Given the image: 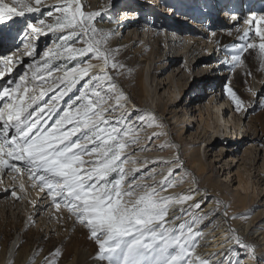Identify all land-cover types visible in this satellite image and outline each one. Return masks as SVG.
Instances as JSON below:
<instances>
[{"label":"snow or ice","instance_id":"1","mask_svg":"<svg viewBox=\"0 0 264 264\" xmlns=\"http://www.w3.org/2000/svg\"><path fill=\"white\" fill-rule=\"evenodd\" d=\"M40 5L41 0H14L12 6L0 0V22L21 17L25 10L29 13L39 11ZM56 11L61 15L56 17L54 25H45L44 20L38 21L40 26L27 25L31 34L24 44L25 49H29L31 40L45 30L66 33L60 37L61 44L54 51L44 53L42 64L29 65L33 69L32 80L47 83L45 76L51 77L54 71L59 72V66L50 68L53 60H77L91 53L89 60L94 59L99 63L78 62L59 78L61 83L68 85L59 93V98L62 99L79 81H84L83 91L76 97L81 103L74 108L69 105L68 110L51 126L45 116L40 115L45 112L47 104L33 109V105L45 95L42 83L34 84L33 94L29 96L27 84L21 91V82L25 81V76H21L15 87H5L0 91V99L7 97L10 101L0 107V172L5 169L15 173L27 172L33 188L46 191V196L57 210L63 206L76 222L87 229L90 238L98 245V258L106 260L108 264H210L195 254L193 241L199 233H193L191 227L185 230L184 225L178 228L167 226L178 219H168L170 206L185 203L192 196L162 195V192L175 186L168 181L161 186L128 179L131 171L138 169L125 171L124 165L129 163L127 157L122 159L125 150L139 143L136 137L141 127L162 125L156 124L154 115L148 113L135 118L140 122L139 126L125 118L128 116L125 111L128 97L118 88L109 71L123 68L115 58L118 49L107 46L114 33L111 30L105 32L94 25L93 21L101 13L85 12L82 0H67ZM232 18L237 19L235 16ZM254 21L256 17L252 16L243 23L251 26ZM256 22L258 25L264 24V15ZM250 30L244 29L238 38L242 42L231 46L230 60L224 61L230 64L231 69L244 64L242 57L249 50L258 51L260 66L264 68V27L255 28L259 43L248 38ZM81 35L87 38L76 42L84 43L85 47L75 48L68 43ZM34 51L32 47L28 55ZM11 63V57L0 58L2 66ZM93 69L98 71L91 74ZM8 71H11L10 67ZM37 73L40 75L37 76ZM247 74L251 75V72ZM2 75L3 72H0ZM36 88L41 89L39 95L35 94ZM225 91L236 109L241 110L243 101L233 89L226 87ZM52 99L56 100L57 97ZM53 111L54 108L49 109V112ZM117 112L121 115L113 119ZM48 119H51L50 115ZM156 135L153 133V136ZM12 160L22 162V165L10 163ZM175 162H178V158ZM152 171L154 169L146 174L145 179H155ZM114 173L115 177L112 176ZM172 175L170 168L168 176ZM20 191H25L23 183L20 184ZM10 195L17 200L22 199L15 190ZM194 207L198 209L200 204ZM236 243L255 256V247L243 243L238 237Z\"/></svg>","mask_w":264,"mask_h":264},{"label":"bare ground","instance_id":"2","mask_svg":"<svg viewBox=\"0 0 264 264\" xmlns=\"http://www.w3.org/2000/svg\"><path fill=\"white\" fill-rule=\"evenodd\" d=\"M7 1L14 3V0ZM154 2L158 3V1ZM82 3L85 12H90L92 8L97 9L96 12H98L99 8L103 6V0H82ZM218 4L220 5V2L216 4L214 0H208V4H206L207 13L211 19L218 12ZM259 9L264 10V3L259 6ZM251 10H253L252 7ZM138 11L136 6L132 4L120 12L124 18L119 20L121 22H119V27L105 26L108 31L111 30L114 33L108 42L109 48L118 49L119 53L120 50L125 51L126 54L131 53L138 60L135 66L137 86L134 87L137 88L136 90L127 86L129 89L131 88V91H128L120 79L114 77L113 72L109 69L118 88L128 97L125 102L127 103L125 111L128 116L125 118L139 126L140 122L136 121L135 118L138 115L148 113L154 115L156 124L162 125V127H147L146 125L141 127L139 135L136 137L139 143L125 150L122 159L127 157L129 160V163L124 165L125 171L138 169L131 171L128 179H135L141 184H160L161 186L165 181H168L175 186L162 192V195L192 196V199L185 203L170 206L168 219L173 220L175 217L178 219H174V223L167 226L178 228L179 225H184L185 230L191 227L193 233H199L200 238L194 239L193 243L196 245L195 254L200 258L208 260L210 264H256V256L264 253V218H262L264 211L254 217H252L254 214L245 216L243 214L249 206L264 195V186L262 187L260 184L262 182L258 179L261 175L257 176V172H255L254 176L253 170L248 166V163L254 166L260 156H258L256 148L249 147L246 148V155L241 160L239 159L240 155L236 152V146L244 145L245 137L241 138L243 134L238 133L240 126L236 124L233 117L227 118L232 105L228 96L222 93L218 97L213 95L203 107L194 106L193 103L184 105L180 101L190 79L187 78L189 71L186 67L178 66V61L183 57L187 61H191L196 51L194 47L191 50L189 47L180 48L178 45L180 40L177 35H174V31L168 32L169 25L167 22L157 20L153 24V28L148 27L145 18L139 17ZM165 11H168V8L162 13L166 14ZM262 15L264 13H249L246 14L244 20L255 16L256 21H258ZM233 16L237 18L235 13L223 14V17L228 18L222 24L225 23V26L229 28L237 27L239 21L234 20ZM124 19L127 20L122 22ZM191 20L189 21L191 25L200 26L199 23L196 24L195 20ZM256 21L251 26L246 24L244 26L251 28L250 38L259 43L258 37L255 36V28L256 26L264 27V24L258 25ZM212 25L214 26L213 22ZM0 27L7 29L11 28L12 25ZM29 35L26 34L21 42L23 55L20 62L33 58V56L28 55L30 48L25 49L24 47V44L29 40ZM213 36L214 33L204 30L199 37L189 35L183 37V40L188 41V45L194 43V46H199L200 42L206 44L209 57L212 54L213 46H215L211 40ZM162 44L165 51L160 50ZM98 63L99 61H95L94 64ZM221 65L220 62H217L215 66L219 73L222 72V67H225L224 64ZM97 71L98 69H93L91 74H95ZM193 82L194 80L191 81V83ZM200 82L201 79L195 76L196 87ZM60 104V100L56 105L52 103L46 112L49 113V109L54 108V111L50 113L51 115L62 110ZM120 115L121 113L117 112L113 119ZM45 119L48 121L47 118ZM209 129H212V135L208 133ZM227 130H230L231 141L230 135L224 141L221 139L222 135L227 136ZM153 133L157 135L153 136ZM234 137L237 139L236 144L232 141ZM201 145L205 146V150L201 148ZM219 145L222 147L219 148ZM142 149L147 150L143 151ZM224 152L231 153V157L229 159L228 155L224 157ZM177 158L178 162H175ZM262 158L264 160V155ZM163 161L169 163H162ZM11 162L17 166L22 165V162L19 161L12 160ZM213 164L215 169L212 171V168L211 172H208ZM170 168L173 171L172 176H168ZM153 169L151 175L155 179H145L146 174ZM257 169L258 174L261 170L264 171V161L262 166ZM5 170L8 171V169ZM14 173L10 171L8 174L12 178ZM221 173L223 180H218L216 175ZM203 180H205L206 186L200 183ZM30 181L25 183L22 179L21 183L25 185L23 192L20 189L15 190L17 185L15 181L13 184L7 181L6 185L3 184L4 188H0V214L4 215L6 208L13 212L24 209L26 213L25 226L27 227L26 232L21 231L18 234L9 249L0 253V264H43L42 257L38 259L29 257L30 248L25 244L27 231L36 227L46 230L53 228L59 232L61 231L60 219L68 223V216H70L71 222H76L66 208L62 206L57 210L52 205L51 200L46 196V191L41 192L31 186V191L35 193V196L30 197L28 194ZM13 190L22 199L17 200L13 196H8ZM38 194L41 196L39 201L37 200ZM9 197L10 199H8ZM28 198H31V204H28ZM197 203L200 204L198 209L194 207ZM224 210L227 215H225ZM230 215H235V219L231 220ZM235 225L240 226H237L238 230H236ZM78 226L81 227L79 223ZM240 236L242 237L240 238ZM244 236L247 240L252 241L253 247L256 249L254 257L245 248H243L245 251L238 250L240 246L236 243V238L242 239ZM261 256L259 264H264V255ZM70 264H75V262Z\"/></svg>","mask_w":264,"mask_h":264},{"label":"rangeland","instance_id":"3","mask_svg":"<svg viewBox=\"0 0 264 264\" xmlns=\"http://www.w3.org/2000/svg\"><path fill=\"white\" fill-rule=\"evenodd\" d=\"M154 1H158V3ZM214 1L216 4L217 2H220V5L218 4L219 9L216 16L211 19L207 13L206 4H208V0H103V6L99 8L98 11L101 15L97 16L93 23L97 28L103 29L105 32H108V29L105 27L106 25L117 28L121 23L119 20L124 18L120 12L133 4L139 10V17L145 18V23L148 27L153 28V24H155L157 20L167 22L169 25L168 32H175L174 35H177L180 40L178 44L180 45V48L186 49V47H189V50H191L194 47L196 53L194 57H192L193 59L191 58V61H187L185 57L180 58L178 61V66L186 67L187 71H189L187 78L190 79V82L188 83L184 94L180 98V101L183 102L184 105H190L193 103L194 106L199 105L200 107H203V105L205 103L207 104L213 95H215L214 97H218L222 93L228 96L225 91L226 87H231L233 89L237 96L243 101V108L241 110H237L232 99L228 96L232 105L228 111L227 118L233 117L236 124L240 126V130L237 128L239 131L238 133L243 134L241 138L245 137V144L238 147L236 146V152L240 155L239 159L241 160L242 157L246 155V148H256V151L258 152L257 154L260 157H258L256 164L254 163V166L251 163H248V166L251 170H253L254 176L255 172H257V176L261 175L258 179L262 182L260 184L263 187L264 171L261 170L258 174L257 169L262 166L264 161L262 158L264 155V68L260 66L261 57L258 51L249 50V53H245L242 57L244 64L235 69H231L230 64H226L224 61L230 60V56L233 51L231 46L242 42L238 38L243 34V30L250 28L249 26H244V17L249 13L263 14L264 12L262 11L264 10H260L259 6L264 3V0ZM4 2L9 6L13 5L12 1L4 0ZM66 2L67 0H41L39 11L29 13L25 10L24 15L21 17H13L10 21L6 20L0 22V26L5 27V25H12L11 28L7 29H1L0 27V58L11 57L12 61V63L8 66L0 65V72H3V75L0 76V91H2L5 87L9 89L15 87L16 82H20L19 78L21 76H25V81L21 82V91L23 90L25 84H27L30 88V92L28 94L29 96L33 94V85L42 83L45 96L43 99L39 100L36 105H33V109L37 106L47 104L48 107L45 108V112L40 113V115L45 116V113L50 115L51 112H46V109H48L52 103L56 105V103L60 100L61 104L59 106L62 107V110L54 112V114L56 113L55 115H50L51 119H48V115L45 116V118L48 119L47 122L49 126L52 125L61 115H63L64 111L68 110L69 105H72L74 108L81 103V101L76 100V97H78L83 91L82 85L84 81H79L74 86H71V90L68 91L61 99L59 98V93L68 87V85L61 83L59 78L63 77L64 72L67 69L75 67L78 62L83 64L90 62L94 64L96 60H89L91 53L84 57H78L77 60H53L50 68L54 69L59 66L60 71H54L51 77L45 76V79L48 81L47 83H43L39 80L33 81V69L30 68L29 65H36L37 63L42 64L44 62V53L49 50L54 51L57 46L61 44L60 37L66 33L45 30L43 34L31 40V47L29 51H32V47H34L35 51L32 55H30L33 56V58L25 59L22 62H20L23 55L21 52L23 49L21 42L26 34H31V30L27 27L29 23L40 26L38 21L44 20L45 25H54L56 23V17L61 15V13L56 11V8ZM251 7L253 10H251ZM166 8H168V11H165L166 14L162 13ZM96 11L97 9L92 8L90 12ZM49 13H51V15H49ZM226 13L229 15L235 13L237 15V20L239 21L237 27L229 28L225 26V23L222 24L228 17H231H223V14ZM191 19L195 20L196 24L199 23L200 26L191 25V23H189ZM126 20L124 19L122 22H125ZM212 22L214 26L212 25ZM202 30L214 33V38L212 37L211 40L214 42L215 46H213L212 54L209 57L208 47L206 44H202L200 42L199 46H194V43L188 45V41L186 42V40H183V37L189 35H195L198 37L201 36L203 32ZM82 38L86 39L87 37L81 35L71 41H68V43L75 48H83L85 47L84 43L76 42V40H80ZM248 38H250V36ZM107 46L109 47V45ZM162 49H165L163 44L160 46V50ZM120 51V53L119 50L116 52L115 58L116 61L123 65V68L111 71L113 72L114 77L120 79L121 83L126 87V89H128V91H131L130 89L132 87L136 90L137 74L135 66L136 63H138V60L133 54H126L125 51ZM217 62L225 65V67H222L221 73H219V70L216 71L215 69ZM8 67L11 68L10 72L8 71ZM248 72H251V75H248ZM39 75L40 73H37V76ZM195 76H198V78L201 79V82L197 85V87L195 86ZM192 80H194L193 83H191ZM9 81H13V83H9ZM127 86H130L131 88L129 89ZM40 90L41 89L39 88L34 89L35 94L39 95L38 93ZM195 94L196 96H194ZM54 96L57 97L56 100L52 99ZM7 100V97L0 99V107H2L4 103L10 102ZM33 109H29V111H32ZM197 109L199 110L200 108ZM0 127H2V122H0ZM242 127H244V129H242ZM208 133L212 135V129H209ZM226 133V137L223 135L221 136L223 141L230 135V130H227ZM229 137L231 141L232 136L230 135ZM236 137L232 139L235 144L237 143V139H235ZM220 147L222 146L219 145V148ZM201 148L205 150L204 145H201ZM227 155L229 159L231 157V153L224 152V157H227ZM4 158L7 159V156L5 155ZM211 169L212 171L215 169L214 164L208 172H211ZM4 171L0 172V188H4L3 184L6 185L7 181L12 184L15 181L17 184L15 190H17L20 189L22 179H24L25 183H28L29 181L27 172L25 171L14 173L12 178L11 175L8 174L10 173V170ZM112 176L115 177L116 174L114 173ZM216 176L218 180H223L222 173ZM200 183L203 186H206L205 180ZM31 185L32 182L30 181L28 194L30 197H33L35 196V193L31 191ZM35 189L39 191V187H36ZM25 194L27 193L25 192ZM38 195L37 200L39 201L41 196L40 194ZM8 196L11 197L10 194ZM263 196L264 195L249 206V210L247 209L243 215L254 214L252 216L254 217L264 211ZM10 197L8 199H10ZM31 201V198H28V204H31ZM233 217H235V215H230L231 220ZM60 220L59 226L61 227V231L59 232L53 228L46 230L36 227H32L27 231L25 244L28 248H30L29 257L31 259H38L42 257L43 264H46V261L47 264H70L73 261L75 264H108L106 260L98 258V245L90 238L87 229L82 226H78L77 222H71L70 216H68L67 219L68 223H65L62 219ZM25 222L26 213L24 212V209L22 211L17 210L13 212L12 210L6 208L5 214H0V253L11 247L15 238L21 231L26 232L27 227L25 226ZM237 226L240 227L239 225H235L236 230H238ZM241 237L242 236H240V238ZM198 238H200L199 235L195 236L194 239ZM240 240L247 245L253 246L252 241L247 240L245 236ZM238 250L245 251L241 247H238ZM261 255H264V253H260V255L256 256V264L260 263L259 261L262 257Z\"/></svg>","mask_w":264,"mask_h":264}]
</instances>
